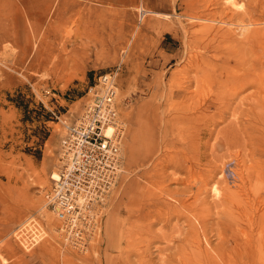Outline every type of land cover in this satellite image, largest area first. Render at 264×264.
I'll use <instances>...</instances> for the list:
<instances>
[{"label": "rangeland", "instance_id": "374dc122", "mask_svg": "<svg viewBox=\"0 0 264 264\" xmlns=\"http://www.w3.org/2000/svg\"><path fill=\"white\" fill-rule=\"evenodd\" d=\"M235 52L264 61V0H0V264H264V114H244L258 89L237 90L239 109L203 134L187 109L211 91L189 57L209 59L198 66L217 78ZM111 73L127 124L122 167L101 232L80 252L46 195L67 128ZM235 121L244 135L229 146Z\"/></svg>", "mask_w": 264, "mask_h": 264}, {"label": "built area", "instance_id": "2783aa9c", "mask_svg": "<svg viewBox=\"0 0 264 264\" xmlns=\"http://www.w3.org/2000/svg\"><path fill=\"white\" fill-rule=\"evenodd\" d=\"M116 76H100L94 98L67 128L61 167L46 195L60 221L62 241L80 252L100 234L104 207L121 172L127 124L116 108Z\"/></svg>", "mask_w": 264, "mask_h": 264}, {"label": "bare ground", "instance_id": "6f19581e", "mask_svg": "<svg viewBox=\"0 0 264 264\" xmlns=\"http://www.w3.org/2000/svg\"><path fill=\"white\" fill-rule=\"evenodd\" d=\"M235 2V0H234ZM250 15V14H249ZM193 16V15H192ZM191 17V16H190ZM196 16H194L195 18ZM193 18V17H192ZM204 18V17H203ZM207 18V17H206ZM215 18V17H214ZM250 18V17H249ZM213 19V18H212ZM213 20H216V19H213ZM199 21V20H197ZM203 21V20H202ZM206 21V20H205ZM203 21V22H205ZM240 21V20H239ZM251 21V19H250ZM249 21V22H250ZM253 21V20H252ZM207 22V21H206ZM224 22V21H223ZM222 22V23H223ZM227 22V21H226ZM229 24V23H228ZM231 24V23H230ZM236 24V23H235ZM234 25V24H233ZM248 25V24H247ZM252 25V24H251ZM250 25V26H251ZM206 26V25H205ZM208 27V26H207ZM206 27V28H207ZM205 27H203L202 29H204ZM205 28V29H206ZM201 29V32L203 31ZM252 29V28H251ZM256 29V28H255ZM259 29V28H258ZM256 29V30H258ZM209 30V29H208ZM211 30V29H210ZM230 30V29H229ZM229 30L227 29L226 31H228V34L231 33V31L229 32ZM247 30V29H246ZM250 30V28H249ZM248 30V31H249ZM212 31V30H211ZM211 31H208V32H211ZM255 31V30H254ZM260 31V29H259ZM259 31H256V32H259ZM218 32V30H217ZM216 32V33H217ZM221 32V31H220ZM224 32V31H223ZM212 33V32H211ZM203 34V33H202ZM210 34V33H209ZM220 34V33H219ZM222 34V33H221ZM224 34V33H223ZM227 34V33H226ZM253 34L256 35V33H253L250 34L251 37L253 36ZM231 35V34H229ZM228 35V36H229ZM210 36V35H208ZM217 36H221V35H217ZM216 36V37H217ZM225 38H226V35H224ZM207 37V36H206ZM216 37H213L214 39ZM222 37V36H221ZM255 37V36H253ZM257 37V35H256ZM209 38V37H207ZM224 38V37H222ZM228 38V37H227ZM229 38H231L229 36ZM249 38V37H248ZM212 39V40H214ZM221 39V38H220ZM232 39V38H231ZM250 39V38H249ZM257 39V38H256ZM212 40H208L206 41L207 43L205 44L206 47H209L211 45H215ZM253 40V38H252ZM200 41V40H199ZM226 41V40H225ZM232 41V40H231ZM245 41V40H244ZM255 41V40H254ZM253 41V42H254ZM204 42V41H203ZM218 42V41H217ZM191 43V42H190ZM205 43V42H204ZM203 43V44H204ZM220 43V41H219ZM255 43V42H254ZM218 44V43H217ZM246 46L248 47H251L253 45L252 41H245L244 43ZM195 45V44H194ZM202 45V44H201ZM204 46V47H205ZM216 46V45H215ZM201 46V48H204ZM220 47V46H218ZM213 49H214V46H213ZM216 49V48H215ZM218 49V48H217ZM194 50V49H193ZM195 50L198 51L195 47ZM195 51V52H196ZM206 51V50H205ZM209 51V49L207 50ZM214 51V50H212ZM194 52V51H193ZM210 52V51H209ZM218 52V51H217ZM229 52V51H228ZM205 53L202 51V54ZM217 54V53H216ZM209 55V54H208ZM212 56V55H211ZM254 56V55H253ZM244 56V55H239L237 52L235 53H230L229 56H221V58L218 60L219 61V66L222 67V71L218 70V69H212L214 70L217 74V78L215 76H211L210 74V70L209 71H206L204 69H200V67L198 66L201 65H208L209 63V59L207 60L204 59L203 57L200 58V56H194V57H189L191 60L189 61V67L188 69H191V68H198L197 71H201L202 74H201V81L203 84H206V83H210L211 85V91L210 92H206L208 91L206 89V93L203 92L198 96V98H196V102H190L188 105H187V109L188 110H193L192 112L196 113L197 114V119L199 121V131L202 132L201 134H203L204 132L206 133V131L209 130L210 126L213 124V126H215L216 124H218L219 122H222L224 120V115L225 113H230L231 111V103H232V100L238 95V92L237 90H239L240 92L241 91H244L246 89H248L249 87H256V89H258V93H259V97L257 99H254V97H252L254 95V92L253 94H251V96H248L246 97L245 101L248 102V105H249V108L244 112V114L246 116H252L254 117L256 120L259 119V118H256L257 116L259 117L261 114L263 115L264 114V73H261L260 70L263 68L264 66V61H261L262 59V56ZM213 57V56H212ZM238 57V60H235L234 58H237ZM211 58V57H210ZM216 58V57H215ZM214 58V59H215ZM211 61L213 59H210ZM217 60V59H216ZM185 67V66H184ZM215 67V65H214ZM183 68V67H182ZM206 68V66H205ZM181 69V68H180ZM186 69V68H185ZM234 69V70H233ZM236 69V71H235ZM179 70V69H178ZM182 70V69H181ZM184 70V68H183ZM180 71V70H179ZM186 72V71H185ZM194 72V71H192ZM190 73V72H189ZM188 74V72L186 73ZM199 75V73H197ZM197 75V77H198ZM200 76V75H199ZM179 77V76H178ZM182 77V76H181ZM186 78H189V77H186ZM199 78V77H198ZM179 79V78H178ZM196 79L195 78V82H196ZM192 80H193V77H192ZM181 81V80H180ZM184 80H182L183 82ZM189 81V80H188ZM210 81V82H209ZM177 82V81H176ZM175 82V83H176ZM199 82V80H198ZM180 83V82H179ZM178 83V84H179ZM187 83V82H186ZM190 83V82H188ZM187 83V84H188ZM201 83V84H202ZM184 84V83H183ZM182 84V85H183ZM180 85V84H179ZM180 85V86H182ZM185 85V84H184ZM196 85V84H195ZM218 85V87H217ZM176 86V85H175ZM228 86V87H226ZM217 87V89H215ZM190 88V87H189ZM197 88V87H196ZM201 88V87H200ZM208 88V87H207ZM185 89V88H183ZM188 89V88H187ZM210 90V89H209ZM187 91V90H186ZM198 90H196V93H197ZM187 93V92H186ZM192 95V94H191ZM183 96V95H182ZM187 96V95H186ZM190 97V96H189ZM193 97V95H192ZM191 97V98H192ZM188 101V100H187ZM186 101H184L185 103ZM243 102H240V106H242ZM239 105V104H238ZM248 107V106H247ZM233 109H234V106H233ZM239 109V107H236L233 111V114L235 113V111H237ZM231 111V113H232ZM189 115V114H188ZM187 115V116H188ZM195 115V114H194ZM180 116V115H179ZM184 116V115H183ZM192 116V115H191ZM253 118V119H254ZM250 120V119H249ZM260 121V120H259ZM248 122V121H247ZM246 122V123H247ZM245 123V124H246ZM257 123V122H256ZM264 123V122H263ZM197 124V123H196ZM250 124V123H248ZM246 124V125H248ZM262 124V123H261ZM240 126H243L244 127V124L242 125L240 121H235V122H232L230 124V127L231 128V131L234 132V134H229L226 138V140L224 141L225 144L231 146V144H236L239 142V145L241 144V139L243 138L242 134L241 133V129H240ZM260 126V125H259ZM258 126V128H259ZM249 127V125H248ZM251 127V126H250ZM198 128V127H197ZM245 128V127H244ZM247 128V126H246ZM263 128V125L262 127ZM253 129V128H252ZM264 129V128H263ZM197 130V129H196ZM192 131V130H191ZM195 131V130H193ZM245 131V130H244ZM242 131V132H244ZM260 134L264 133V130H259ZM195 134V133H194ZM197 135V134H196ZM200 138V137H199ZM195 139V138H194ZM261 140L264 139V137L260 138ZM199 140V139H198ZM146 147V146H145ZM224 174V173H223ZM56 176V174H55ZM212 193L215 194V195H219L220 194V190L218 189V186L215 185L212 186ZM216 196V197H217ZM179 200V199H178ZM184 200H182L183 202ZM179 202V201H178ZM185 202V201H184ZM187 203V201H186ZM188 205V204H186ZM185 205V206H186ZM184 206V204H183ZM197 217V216H196ZM199 217V216H198ZM196 219V218H195ZM198 220V219H197ZM201 220V219H200ZM189 221V220H188ZM203 221V220H202ZM192 222V221H190ZM196 229V228H195ZM192 230V229H191ZM202 230V229H201ZM190 231V230H189ZM195 233V232H194ZM187 238V237H186ZM190 239V237H188ZM187 240V239H186ZM192 243L193 245L195 244V247L196 249L198 248V250L204 254V251L206 250H202V246H201V243L200 242V238L199 236H195L193 237L192 239ZM190 245L192 246V244L190 243ZM190 248V247H189ZM204 249V248H203ZM226 249V248H225ZM224 249V250H225ZM241 249V248H240ZM232 251H234L235 249H231ZM239 249L237 248V251ZM207 251V250H206ZM231 251V252H232ZM188 252V251H187ZM199 252V253H200ZM230 252V251H229ZM230 252V253H231ZM235 252V251H234ZM189 253V252H188ZM187 253V254H188ZM200 253V254H201ZM192 254V253H191ZM190 254V255H191ZM211 254V253H209ZM237 254V253H236ZM187 256V255H186ZM192 256V255H191ZM195 256V255H194ZM223 256V255H222ZM221 256V257H222ZM173 257V256H172ZM189 257V256H188ZM206 258V255L204 256ZM231 257V256H229ZM228 257V258H229ZM180 258V257H178ZM191 258V257H190ZM189 258V259H190ZM202 258V257H201ZM223 258V257H222ZM227 258V259H228ZM234 258V256H233ZM246 258V257H245ZM193 259V258H192ZM198 259V258H197ZM180 260V259H179ZM208 260V258H207ZM214 260V259H212ZM244 260V259H243ZM193 261H196L193 259ZM198 261V260H197ZM222 261V260H221ZM241 261V260H239ZM191 262V261H190ZM196 263V262H195ZM201 263V262H199ZM216 263V262H215ZM214 263V264H215ZM248 263V262H247ZM185 264V263H183ZM188 264V263H187ZM229 264H234L233 260L232 262H229ZM238 264V263H237ZM241 264V263H240ZM249 264V263H248ZM251 264V263H250ZM256 264V263H255Z\"/></svg>", "mask_w": 264, "mask_h": 264}]
</instances>
